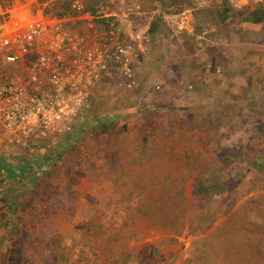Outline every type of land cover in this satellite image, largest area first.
Returning a JSON list of instances; mask_svg holds the SVG:
<instances>
[{"label": "rangeland", "instance_id": "374dc122", "mask_svg": "<svg viewBox=\"0 0 264 264\" xmlns=\"http://www.w3.org/2000/svg\"><path fill=\"white\" fill-rule=\"evenodd\" d=\"M92 3L101 29L141 34L139 54L130 75L96 83L70 132L17 142L0 122L16 171L0 168V257L11 246L10 264H264V20L249 15L261 6Z\"/></svg>", "mask_w": 264, "mask_h": 264}, {"label": "built area", "instance_id": "2783aa9c", "mask_svg": "<svg viewBox=\"0 0 264 264\" xmlns=\"http://www.w3.org/2000/svg\"><path fill=\"white\" fill-rule=\"evenodd\" d=\"M229 2L264 7V0ZM45 6L0 0V122L17 142L70 132L96 83L119 67L130 75L139 54L141 34L126 43L115 21L101 29L92 0H67L62 14Z\"/></svg>", "mask_w": 264, "mask_h": 264}, {"label": "crops", "instance_id": "0c3cea01", "mask_svg": "<svg viewBox=\"0 0 264 264\" xmlns=\"http://www.w3.org/2000/svg\"><path fill=\"white\" fill-rule=\"evenodd\" d=\"M41 1V0H40ZM58 1V0H57ZM57 1H55V2H57ZM55 2H53V3H55ZM93 4V3H92ZM65 11V10H64ZM147 12V11H146ZM147 13H153L152 11H149V12H147ZM113 14H116V15H118V16H121L122 17V15H121V11L120 10H117V11H115ZM125 14V13H124ZM126 15V14H125ZM148 17V16H147ZM149 17H152V15H149ZM126 20V19H125ZM71 24H75V27L76 28H82V25L81 24H79L78 23V21L77 20H73V21H71ZM149 36H150V34H149ZM149 36H148V38H149ZM149 42H150V40L148 39V44H149ZM54 218V217H53ZM54 228H57V226L55 225V227ZM35 232V233H34ZM37 231H35V230H33V231H28L27 232V234L26 233H23V237H26V236H28V235H30V234H32L33 233V238H39V234L38 233H36ZM50 238L51 239H53V237H51L50 236ZM8 238H6V240H7ZM36 245H34L33 247H32V250L33 249H36ZM10 248H11V246H9L7 249H3L2 251H1V254L3 255V256H1L0 257V264H10V262H9V250H10ZM3 252V253H2ZM6 253V254H5Z\"/></svg>", "mask_w": 264, "mask_h": 264}, {"label": "trees", "instance_id": "16d2710c", "mask_svg": "<svg viewBox=\"0 0 264 264\" xmlns=\"http://www.w3.org/2000/svg\"><path fill=\"white\" fill-rule=\"evenodd\" d=\"M250 18L254 22H261L264 20V7H255L250 12ZM0 168L1 169H7L9 171V175H15L16 171L14 169V166L12 167L11 163L7 161V157L0 155ZM14 169V171H13Z\"/></svg>", "mask_w": 264, "mask_h": 264}]
</instances>
